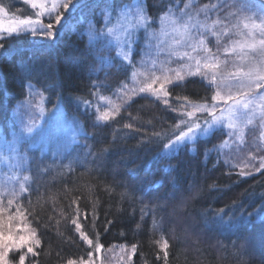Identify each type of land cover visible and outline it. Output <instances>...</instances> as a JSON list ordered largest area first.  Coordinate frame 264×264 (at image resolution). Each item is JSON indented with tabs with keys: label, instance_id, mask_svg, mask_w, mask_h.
<instances>
[{
	"label": "trees",
	"instance_id": "trees-1",
	"mask_svg": "<svg viewBox=\"0 0 264 264\" xmlns=\"http://www.w3.org/2000/svg\"><path fill=\"white\" fill-rule=\"evenodd\" d=\"M1 1L5 5L0 6L8 10L27 11L20 0ZM131 1L84 0L69 16L70 24L54 28L58 32L54 40L40 42L21 34L3 41L0 137L10 138L13 113L32 93L45 108L55 107L60 97L66 115L88 134L78 137L61 157L39 154L25 142L19 145L29 157L21 170L30 180L25 186L28 191L20 194L14 207L15 203L26 207L24 222H30L34 239L40 241L33 248L37 254L29 253L25 264H68L69 260L91 264L88 252L93 254L96 243L103 245V251L128 249V264H165V251L167 264H264L260 218L264 215V168L242 176L224 150L207 151L222 144L224 131L197 139L174 154H163L164 145L185 127L180 124L186 118L181 112L188 104L176 97H188L198 105L209 103L215 89L201 79L189 78L167 89V105L143 94L127 98L119 91L127 83L129 68L100 41L90 50L81 20L99 17L105 2L112 10ZM143 1L147 14L155 19L174 0ZM107 54L113 62L101 64L97 56ZM95 95L115 98L109 113L114 118L97 122L95 113L80 108L82 101ZM159 180L164 181L162 186L154 188ZM221 216L225 222L233 218V224L218 223ZM73 220L93 240L92 247L81 239ZM165 240L168 247L163 249Z\"/></svg>",
	"mask_w": 264,
	"mask_h": 264
},
{
	"label": "snow or ice",
	"instance_id": "snow-or-ice-1",
	"mask_svg": "<svg viewBox=\"0 0 264 264\" xmlns=\"http://www.w3.org/2000/svg\"><path fill=\"white\" fill-rule=\"evenodd\" d=\"M24 3L29 4L33 9H39L35 13L37 17L33 20L31 17H25L23 19H17L15 17L9 19L7 28L4 27L5 21L0 19V33H7V35H0V49L4 48V43L9 36L13 34L21 35L25 33H30L33 37H42L49 40H54L58 32L54 31L56 26L59 28H64L65 25L62 23V20H66V13L71 11L73 8L79 10L82 5V0H24ZM195 0H188L184 4L183 8H180L179 14H176L173 9L170 7L164 14L159 18L160 22V33L152 31L150 28L152 18L147 14L146 6L143 3V0H134L131 5L124 4L119 9L118 20H128L129 24L126 27L116 28L108 27L107 23L103 28L97 29L94 24L89 22L88 28L86 30L87 43L90 50H95V45L98 41L107 40L105 48L111 49L115 47L117 49L116 57L119 58L122 62L132 63L131 57L134 53V45L137 42V30L143 29L144 31V42L145 50H142V62L143 56L147 55L148 52L153 48V41H155V48L157 50V55L161 51L167 50L169 52V62L172 56L177 57L178 60H183L187 57L189 60L193 59L189 52H179L176 51V46H187L193 51L200 49L205 56L202 58L196 59V69L193 72L191 67L187 64H181L179 68L176 69H163V71L174 72V78L168 75H164V82L160 83L159 88H153V84L156 83L160 77H154L151 83H147L144 86L139 88V92H151L158 99L161 97H168L170 93L165 87V84H172L175 81H183L185 75L182 74L184 69H188L187 75H201L208 81V85L215 89V94L211 97V104L207 102L203 104H195L188 100V97H179L177 100H183L187 102L188 106L192 108V111H182L181 115H185L189 118L193 117L195 112L198 111H207L208 114L212 117L211 120H205L204 125L202 126L196 120H182L180 124H185L186 130H180L178 135H175L174 139H170L168 144L164 145L165 152L164 155H171L179 151L182 146H185L186 143H195L199 138H208L214 131L227 128L228 136H236L237 139H242L243 136V127L240 125H250L253 123L256 117H259L261 125L260 139L264 140V93H260L258 90L264 88V2L261 3V12L259 14L253 13L251 15L247 14V9L241 7H234V5H229L227 3L221 4H211L204 5L202 8L194 9L193 5ZM112 6L105 2L104 7L102 8V14L107 21L111 16V11L109 9ZM226 7H234V11L230 13L231 16L236 17L238 23L234 24L232 27L239 28L242 24L243 29H246L247 32L244 33L248 37V41L245 43H240L239 41L234 42V44H239L240 50L243 52L247 48L248 52L254 53L255 55L250 57L252 64L249 67V70L245 72L244 79L239 81V88L246 89L241 98H234L233 94L222 95L220 88L222 81H218V77L215 71L210 75L208 72H202L201 68L214 70L220 67L219 57L213 53V50L206 45V36L205 32H209L214 36H218V33L213 31V28L216 25H224L225 21L221 20L219 17L216 20H213L211 24L205 25L202 23L198 17L200 13L207 14L211 10L221 11ZM62 9V10H61ZM0 14L7 15V9L3 6H0ZM42 16H47L49 20L54 19L53 22L48 24H43L39 19ZM132 21L135 23L133 24ZM171 25V33L167 31V26ZM199 30L196 35H193V30ZM229 29L224 28V34H228ZM172 34L174 36L181 37L180 40H175L172 44H168L167 48L164 45L167 43L163 40L162 36H168ZM259 37V39H257ZM219 42V41H218ZM235 52L236 47L231 49L225 48V52ZM247 55V53H245ZM259 56L261 59L256 60V57ZM101 64H111L113 58L106 56H97ZM71 62V61H70ZM164 63V62H162ZM153 66H155V61H153ZM134 67V64H133ZM133 76L136 75L135 71L132 73ZM234 75V74H233ZM99 87V86H95ZM29 88L31 85L29 84ZM104 99V97H100ZM231 101V103H229ZM164 104H168L167 99L163 100ZM61 103V98L58 97L57 105L55 106L59 110ZM84 105L91 106L90 101H83ZM221 104L223 107H221ZM185 105H181V108H184ZM119 109H117L118 111ZM177 109H173L176 111ZM217 110L220 111V115L217 116ZM97 122L107 121L110 118L109 112H101L99 108L96 109ZM239 121V123H238ZM74 126L78 128L76 122H73ZM180 124H177L175 127L180 129ZM125 127H131V125H125ZM37 131V125L34 119H29L27 123L21 122V128L18 133H14L13 139L11 141L4 140V151L0 153V162L10 163V167H14L17 170L26 168L28 164L29 157L27 152H21L18 145L24 142L28 137H31ZM79 133L87 138L88 134L83 132L82 129H79ZM154 135L159 136L160 133H154ZM72 141L76 142V136L73 135ZM228 145V141H224L221 145H214L212 149L207 151H217L220 152L222 148ZM83 147H87L84 145ZM257 150H260V145H257ZM67 146H65V151ZM206 151V155H207ZM63 154V153H59ZM88 154H91L90 152ZM251 159H255V156H252ZM227 162V161H226ZM248 167V164L244 165ZM50 167V166H49ZM71 169V164L67 166ZM171 167V166H169ZM255 168V165H251ZM261 168H264V156L260 157V166L255 168L256 171H259ZM44 169H41L43 171ZM165 171H168L166 168ZM240 175H247L243 169L239 173ZM17 179V175L12 177ZM30 177L28 175L23 176V180L19 183V191L12 190L9 191L7 188H0V264H12L9 260L10 251H19L20 249L27 248L26 252H19L18 260L15 264H25V259L29 253H32L35 256L37 253L34 252V246H39L40 241L34 239L35 229L30 228V222L25 223L27 220L25 216L26 207L20 203H15V212H12L14 202L18 201V198L21 193H25L28 189L25 187V182L29 181ZM163 180L154 182L153 187L159 188L163 184ZM175 195V194H174ZM4 196H9L6 203L3 200ZM142 213L145 212V209L141 210ZM219 212H223V209H220ZM30 214V213H29ZM251 216V214H249ZM261 223H264V215H261ZM18 221V222H17ZM16 222V223H14ZM251 223V220L247 221ZM76 225V230L80 232L81 239H83L90 247L93 246L94 242L92 239H89L88 236L80 231V224L76 220L72 221ZM111 223V222H109ZM218 223L227 224L231 226L233 224V218H229L227 222L224 221L221 216ZM103 245L99 243L95 244V250L97 252ZM136 245H132V252L135 253ZM168 247V242L165 240L162 244V248L166 249ZM89 258L92 256V252H88ZM167 251L164 252L165 264H167ZM68 264H76L75 261L69 260Z\"/></svg>",
	"mask_w": 264,
	"mask_h": 264
},
{
	"label": "rangeland",
	"instance_id": "rangeland-1",
	"mask_svg": "<svg viewBox=\"0 0 264 264\" xmlns=\"http://www.w3.org/2000/svg\"><path fill=\"white\" fill-rule=\"evenodd\" d=\"M20 1L21 4L27 9L25 13L24 12L17 13L16 12L17 9L15 10L7 9V13H8L7 15L0 14V19H3L5 21L4 24L5 28L9 26L7 24V21L13 17L17 19L31 17L33 20L37 18L35 16V13L39 11V9H33L29 4L24 3V0H20ZM83 1L84 0H82V2ZM133 2L134 0L128 3V5H131ZM187 2L188 0L185 1L174 0L171 6L167 8V10L171 7L176 14H179L178 10L180 8H183L184 4ZM262 2H264V0H246L245 4L238 3L235 0H205V1L195 0L193 8L194 9L202 8L206 4L211 5V4L227 3L229 5H234V7H241L247 9V14L251 15L253 13L259 14L261 12L260 6ZM0 4L5 5V2L0 0ZM121 7L112 10L109 9V11H111V16L107 21L105 20L102 11L97 12V16L99 17H92L87 20H81V24L84 26L85 32L88 28L89 22L94 24L97 29L103 28L106 23L108 27H116V28L126 27L129 24L128 20H118L119 9ZM234 7H226L223 8V10L221 11L211 10L208 12L207 18H205V14L202 12L200 13L198 19L205 25L211 24L212 21L216 20L218 17L221 20L225 21L223 26L216 25L213 28V31L218 33V36H214L209 32H205L206 45L207 47L213 50V53L215 55L219 57L220 67L214 70L201 68V71L208 72L209 75L213 71H215L218 77V81L223 82L220 88L221 94L226 96L227 94H229V92H231L234 98L239 99L246 91V89L239 88L238 86L239 81L244 79L243 74L249 70V67L252 64V60L250 59V57L254 56L255 54L248 52L247 48H245L244 51L242 52L240 50L239 44H234V42L236 41H239L240 43H245L246 41H248V37L244 34L247 32V30L243 29L242 24L240 25L239 28L232 27L234 24L238 23L236 17L230 15V13L234 11ZM75 10L77 9L73 8L71 11L66 13L67 18L69 16L71 17V14H73ZM70 17H69L70 20L69 19L68 20L66 19L67 21L62 20V23L70 24L73 21ZM159 18H155V19L152 18L153 22L150 25L151 30L156 32L157 34L160 33V27H161ZM39 19L45 25L48 24L49 22L54 23V19L50 21L47 16H42ZM132 23L134 24L135 22L132 21ZM225 27L229 29L227 35L224 34ZM167 31L171 33V25L167 26ZM198 31L199 30L194 29L192 34L196 35ZM0 35H7V33H0ZM25 35L27 36L30 35L31 40H36L40 42L49 41V39H45L42 37H33L30 33H25ZM143 37H144L143 29H138L137 42L133 46L134 53L131 57L132 63L122 62L119 58L116 57L117 49L115 47L110 49L111 52H113V56L116 59V61L124 64L125 67L129 68V77L127 83L122 87L119 93L121 94L123 92V94L127 95V98L136 96L138 94H143L153 99L163 101L165 97H163L162 94L161 97L158 99L151 92H143V93L139 92V88L147 83H151L154 77H160V79L153 84V88L156 89L159 88L160 83L164 82V75H168L174 78L175 75L174 72L166 73L165 71H163V69H176L179 68L181 64H187L191 67V70L194 72L196 69L195 60L202 58L203 56L206 55V53H204L200 49L193 51L191 48L187 46H176L175 48L176 51L179 52L187 51L190 53L193 59L189 60L187 57H185L183 60H178L177 57L172 56L169 62V52L165 50V51H161L159 55H157V50L155 48V41H153L152 42L153 48L148 52L147 55L143 56V62H142V50H145V42ZM161 38L167 42L164 45L165 48H167L168 44H172L175 40L181 39V37L174 36L172 34H169L168 36H162ZM257 39H259V37H257ZM214 41L216 42L219 41L216 44V46L213 44ZM100 42H102L105 48V44L107 43V40H103ZM234 46L236 47L235 52H231V51L225 52V48L231 49ZM245 53H247V55H245ZM106 57H108V54ZM260 59L261 58L259 56L256 57L257 61H259ZM153 61H155V66H153ZM133 71H135L136 73L135 76L132 75ZM187 71H188L187 68L182 71V74L185 75V79L183 81L174 80L172 84H165L166 89H168L169 87L175 84L183 83L185 80L189 78H198L208 83L207 79H205L201 75L188 76L186 74ZM258 91L260 93H264V88ZM100 97L103 96L95 95L93 99L90 100L91 106L84 105L82 101L80 103V108L81 109L82 107L86 108L89 111L95 113L96 116L98 115V113L96 112L97 108H99L101 112L104 111H107L109 113L112 112L115 104V98H111L109 96V97H104V99H101ZM34 99L36 100V103H34L33 101ZM211 103L212 101L209 102L208 104ZM229 103H231V101ZM221 107H223L222 104ZM183 111H192V108L188 106ZM216 115L217 116L220 115L219 110H217ZM30 118L35 120V123L37 125V131L31 137H28L24 142L27 143V146L29 147L30 150L38 151L39 154L42 155L52 154L59 157L64 156L75 146V144L78 142L77 141L78 137L81 136V134L79 133V129H82L81 125L76 120L71 119L66 115L62 105H60L59 110H57V108L54 106L45 108L42 104V100L39 97H37L36 94L32 93L29 96V100L25 101L22 105L18 106L17 110L14 111L13 113V117L11 121L12 123L11 122L9 123L11 133L13 134L10 133L9 136L10 138L8 139V141H11L13 139L14 133H18L20 131L21 122L27 123ZM189 119L196 120L203 126L204 121L211 120L212 117L208 114L207 111H202V112L198 111L195 112L193 117L189 118L186 116L184 120H189ZM73 122H76L78 128L74 126ZM240 126L243 127L242 139H237L235 135L229 137L227 134L229 130L227 128L216 130L214 132L224 131L226 133L224 141H228V145L222 148V151L223 150L225 151L226 153L225 156L227 157V160H230L234 167H236L239 171L243 169V171L246 173H250V174L257 173L263 169L261 168L259 171L255 170V168H259L260 166V157L264 156V140L260 139V133L262 129H261L259 117H256L253 123L250 125L244 126L241 124ZM186 127L187 126L185 125L184 130H186ZM73 135L76 136L75 143L72 141ZM199 139H207V138H199ZM187 144L191 146L193 143H186V145ZM257 145L261 146L259 151L257 150L256 147ZM65 146H67L66 151H65ZM3 151H4V140L0 137V153H2ZM59 153H63V154L61 155ZM252 156H255L254 160L251 159ZM10 163H13V161H10L9 163L0 162V188H7L9 191L12 190L19 191V183L23 180L24 174H22L21 169L17 170L14 167H10L9 166ZM245 164H248L249 166L245 167L244 166ZM251 165H255V168L251 167ZM14 175H17V179L12 178ZM25 186H26V182H25ZM8 198L10 197L9 196L3 197L5 203ZM12 212H15L14 206L12 208ZM26 251L27 248L20 249L19 251H15V250L10 251L9 260L12 263H15L16 260H18L19 252H26ZM121 252H123V254ZM122 255H123V259H121ZM130 257H131L130 251L128 249H125L123 246L122 248L116 249L115 251L114 250L103 251L102 249H100L99 252H97L96 250L93 252L91 264H128Z\"/></svg>",
	"mask_w": 264,
	"mask_h": 264
}]
</instances>
